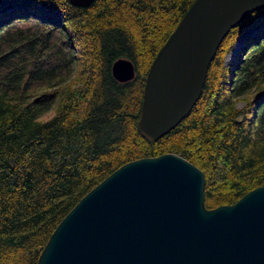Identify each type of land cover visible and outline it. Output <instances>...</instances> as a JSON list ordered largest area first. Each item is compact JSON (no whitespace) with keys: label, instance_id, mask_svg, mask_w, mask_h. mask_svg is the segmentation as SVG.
I'll use <instances>...</instances> for the list:
<instances>
[{"label":"trees","instance_id":"trees-1","mask_svg":"<svg viewBox=\"0 0 264 264\" xmlns=\"http://www.w3.org/2000/svg\"><path fill=\"white\" fill-rule=\"evenodd\" d=\"M193 1L0 0V264H35L77 201L139 158L199 168L207 209L264 185V7L224 37L173 129L149 141L136 128L148 68ZM119 58L132 80L112 77Z\"/></svg>","mask_w":264,"mask_h":264},{"label":"water","instance_id":"water-1","mask_svg":"<svg viewBox=\"0 0 264 264\" xmlns=\"http://www.w3.org/2000/svg\"><path fill=\"white\" fill-rule=\"evenodd\" d=\"M94 0H68L77 7ZM264 0H194L145 76L138 132L149 141L193 108L217 48ZM112 77H135L115 60ZM203 172L165 153L127 162L90 189L59 221L35 264H264V185L207 209Z\"/></svg>","mask_w":264,"mask_h":264},{"label":"rangeland","instance_id":"rangeland-1","mask_svg":"<svg viewBox=\"0 0 264 264\" xmlns=\"http://www.w3.org/2000/svg\"><path fill=\"white\" fill-rule=\"evenodd\" d=\"M241 42H236L234 45H233V47L231 48V50L227 53V54H225V56H224V64L226 65V64H228L229 63V61L231 60V58L232 57H234L235 55H236V53L238 52V50L240 49V47H241ZM243 101H240V102H238L237 104H236V106L238 107V108H241L242 106H243Z\"/></svg>","mask_w":264,"mask_h":264}]
</instances>
